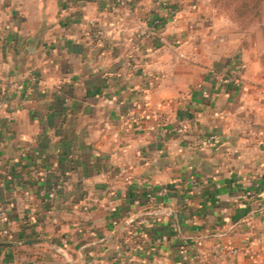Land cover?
<instances>
[{"label":"crops","instance_id":"0c3cea01","mask_svg":"<svg viewBox=\"0 0 264 264\" xmlns=\"http://www.w3.org/2000/svg\"><path fill=\"white\" fill-rule=\"evenodd\" d=\"M260 46L213 0H0V264H264Z\"/></svg>","mask_w":264,"mask_h":264},{"label":"built area","instance_id":"2783aa9c","mask_svg":"<svg viewBox=\"0 0 264 264\" xmlns=\"http://www.w3.org/2000/svg\"><path fill=\"white\" fill-rule=\"evenodd\" d=\"M121 4H127L129 0H118ZM84 35L90 39L91 44L94 47H99L104 43V40L107 36V30L104 28V26L101 23V20L98 17H92L87 18L84 24ZM227 79H236L238 76L236 74H229L226 76ZM140 117L138 114L134 112H128L126 115V122L132 123L135 120H138ZM187 125L185 123H181V125L178 127L179 131H184ZM50 195L53 196L54 192H50ZM11 221L10 211H9V205L6 202H0V222L3 224L2 232L4 234L10 233L9 223ZM143 219H140L139 222H142ZM179 234V231H178ZM220 252H229L231 254H238L241 251H245L248 254H254V251L251 249L250 244H247L244 247L240 246H227L224 244L219 245ZM180 253L184 259L189 257L188 248L185 244H183L180 247ZM255 255L263 257L261 253H255ZM196 256H199V254H196ZM107 264V263H103ZM204 264H221L220 260H205Z\"/></svg>","mask_w":264,"mask_h":264},{"label":"rangeland","instance_id":"374dc122","mask_svg":"<svg viewBox=\"0 0 264 264\" xmlns=\"http://www.w3.org/2000/svg\"><path fill=\"white\" fill-rule=\"evenodd\" d=\"M258 16L249 19L247 16H237L229 9H218L216 15L229 19L232 30L246 34H252L260 40V52H264V6Z\"/></svg>","mask_w":264,"mask_h":264},{"label":"trees","instance_id":"16d2710c","mask_svg":"<svg viewBox=\"0 0 264 264\" xmlns=\"http://www.w3.org/2000/svg\"><path fill=\"white\" fill-rule=\"evenodd\" d=\"M218 9H229L237 16H247L249 19L258 16L264 6V0H213ZM264 66V52H260Z\"/></svg>","mask_w":264,"mask_h":264}]
</instances>
